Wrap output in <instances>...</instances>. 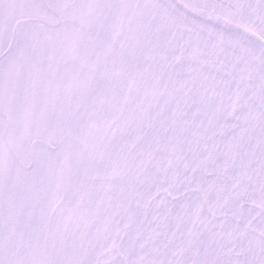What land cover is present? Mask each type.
Returning <instances> with one entry per match:
<instances>
[{"label":"snow or ice","instance_id":"6c2138e0","mask_svg":"<svg viewBox=\"0 0 264 264\" xmlns=\"http://www.w3.org/2000/svg\"><path fill=\"white\" fill-rule=\"evenodd\" d=\"M0 264H264V0H0Z\"/></svg>","mask_w":264,"mask_h":264}]
</instances>
